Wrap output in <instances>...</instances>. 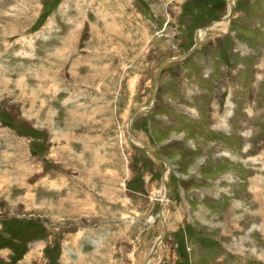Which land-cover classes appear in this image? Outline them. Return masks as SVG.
<instances>
[{"label":"rangeland","instance_id":"rangeland-1","mask_svg":"<svg viewBox=\"0 0 264 264\" xmlns=\"http://www.w3.org/2000/svg\"><path fill=\"white\" fill-rule=\"evenodd\" d=\"M147 260L264 264V0H0V264Z\"/></svg>","mask_w":264,"mask_h":264},{"label":"water","instance_id":"water-1","mask_svg":"<svg viewBox=\"0 0 264 264\" xmlns=\"http://www.w3.org/2000/svg\"><path fill=\"white\" fill-rule=\"evenodd\" d=\"M228 7H229L230 12H228V15L226 16V18H229V17H230V15H231V13H232V8H233V6H232L231 4H228ZM215 23H216V22H213L210 26L214 25ZM202 31H206V30L203 29ZM205 33H206V32H205ZM199 43H200V41H198V43H196V45H194L193 48L185 54V56L190 55V54H191V53L197 48V46H198ZM170 62H171V60H167V61H165L164 63H162L161 66L158 68V70H157V72H156L155 83H154V84L157 83L158 74L160 73V71L162 70V68H163L165 65H167L168 63H170ZM149 107H150V106H149ZM149 107L147 106V108H149ZM137 111H138V110H136V111L131 115V117H130V119H129V121H128V125H129V122H130V120L132 119V117H134L133 115H134L135 113H137ZM128 138L132 139V135H129ZM134 145H135L139 150L145 152L146 154L156 156L159 160L162 161V163H164V164L167 166V164L162 160L161 157H159V156L157 155V153L154 152V150H151V149L145 148V147L141 146V145L138 144V143H137V144H134ZM162 182H163V184L166 186V183H165L164 179L162 180ZM163 203L165 204V201H162L161 210H160V213L158 214V217H157V218H158V223L163 227V231H164V233H163L162 235H159V237L157 238V240H155V244H157V242H160V241L162 242L163 239H164V237H165V233H166V232H165V230H166V226H165L164 220H163L162 215H161V211H162V209H164ZM155 244H153L152 247H153ZM152 251L154 252V249H152ZM150 254H152V253H150ZM147 263H148V260L145 262V264H147Z\"/></svg>","mask_w":264,"mask_h":264},{"label":"bare ground","instance_id":"bare-ground-1","mask_svg":"<svg viewBox=\"0 0 264 264\" xmlns=\"http://www.w3.org/2000/svg\"><path fill=\"white\" fill-rule=\"evenodd\" d=\"M230 11V10H229ZM226 19H228V18H224L221 22H223V21H225ZM220 22V23H221ZM215 24H217V23H215ZM214 24V25H215ZM202 32H204V31H202ZM199 35L200 36H204V34L203 33H199ZM199 45V44H198ZM133 118V117H132ZM132 120V119H131ZM131 122V121H130ZM130 122H129V125H128V123H127V133H128V135H132V132H131V130H130ZM133 137V136H132ZM135 140V139H134ZM136 141V140H135ZM135 141H133V142H135ZM136 144V143H135ZM140 144V143H139ZM141 145V144H140ZM142 146V145H141ZM155 152V151H154ZM156 153V152H155ZM163 179H164V181H165V183H166V176H163ZM166 187L167 186H165L164 184H163V187H162V192H163V199L165 200V204H166V199H167V190H166ZM165 204L163 203V206H164V209H162V211H161V215H162V218H163V220H164V222H165V219H164V217L166 218V215L167 214H165V212H166V206H165ZM166 231V230H165ZM162 233H164V231H162ZM160 243H161V241L160 242H157V244H155L154 245V247H153V249H155L156 247H158L159 245H160Z\"/></svg>","mask_w":264,"mask_h":264},{"label":"crops","instance_id":"crops-1","mask_svg":"<svg viewBox=\"0 0 264 264\" xmlns=\"http://www.w3.org/2000/svg\"><path fill=\"white\" fill-rule=\"evenodd\" d=\"M58 4H59V3H58ZM57 7H58V6H57ZM57 7H53L52 10H51L49 13L53 12L54 10H56ZM53 13H54V12H53Z\"/></svg>","mask_w":264,"mask_h":264},{"label":"flooded vegetation","instance_id":"flooded-vegetation-1","mask_svg":"<svg viewBox=\"0 0 264 264\" xmlns=\"http://www.w3.org/2000/svg\"><path fill=\"white\" fill-rule=\"evenodd\" d=\"M133 135V134H132Z\"/></svg>","mask_w":264,"mask_h":264}]
</instances>
